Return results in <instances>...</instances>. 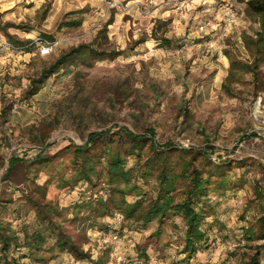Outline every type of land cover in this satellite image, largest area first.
Here are the masks:
<instances>
[{"label":"rangeland","instance_id":"obj_1","mask_svg":"<svg viewBox=\"0 0 264 264\" xmlns=\"http://www.w3.org/2000/svg\"><path fill=\"white\" fill-rule=\"evenodd\" d=\"M247 3L0 0V264H264V22ZM147 129L177 150L152 176L133 172L124 202H142L129 218L114 210L123 186L107 181L106 162L86 182L68 149L90 133ZM154 153L145 145L126 169L147 171ZM13 158L22 163L6 175ZM162 167L178 179L174 205L186 169L210 176L190 258L182 216L143 219Z\"/></svg>","mask_w":264,"mask_h":264},{"label":"trees","instance_id":"obj_2","mask_svg":"<svg viewBox=\"0 0 264 264\" xmlns=\"http://www.w3.org/2000/svg\"><path fill=\"white\" fill-rule=\"evenodd\" d=\"M247 5L252 15L260 18L262 22H264V0H250ZM68 25L69 27H75L79 26L80 22H70ZM257 39L258 43H264V34H258ZM80 50L81 49L78 48L61 57L51 67V70L54 71L55 69H58L63 63L72 57L73 54L79 53ZM112 136L117 137L118 140L116 144H113L110 140ZM154 137L155 134L152 129H147L143 134H133L127 130H119L114 134H110L109 131L90 133L83 145L71 144L68 150L72 151V155L75 159L74 161H78L77 163L74 162V165L77 167L75 170L77 177L86 182H91V178L99 176V171L96 169V164L100 163L99 158H102L106 162L104 172L107 181L116 186H123L121 189L117 190L118 194L122 196V203L116 204L113 202L114 210L119 211L121 214L124 213L130 218L134 216L142 202L138 200L133 205H127L124 202L127 191L129 190V183L131 182L133 172L139 174V178L142 180L145 179L146 176H152L151 171L155 168L154 166L158 161L161 160L162 163L165 164V157H163L164 154L177 150V148L170 143L162 145L157 144L154 141ZM145 145H148L149 149L152 152H155V156H153L154 158L149 160L150 164L148 163L149 166L145 168L147 171H138L136 168L126 169L129 157L136 156L139 158L141 155L140 152ZM121 149H123V152ZM182 153L189 154L191 152L183 150ZM36 159L37 162L44 161L42 156H37ZM20 163H22V160L13 158L9 163L6 175L11 172L12 168ZM220 167L223 166H214V172L216 174L219 172ZM159 171L160 174L156 177L161 191L158 196L159 202H156L151 207V210L147 212L143 219L148 222L155 219H161L171 210H174V213H178L182 216L186 223L184 251L187 252V257L190 258L197 253L198 249H200V244L205 238L204 232L200 229V225L204 218L203 206L201 207V203L207 196V187L208 184L211 183L210 176L203 178L201 171L194 169L190 172L186 169L185 172L182 173V177H185L188 180L186 198L174 205V196L171 193L173 192L178 179L169 175L164 167L160 168ZM221 183H225V181H221ZM100 203L102 205L104 204L102 201ZM108 212L109 209H107L106 213ZM1 243L3 244V250L7 251L9 246L8 240L2 239ZM58 246L62 251L74 250L69 243L64 241L58 243Z\"/></svg>","mask_w":264,"mask_h":264},{"label":"built area","instance_id":"obj_3","mask_svg":"<svg viewBox=\"0 0 264 264\" xmlns=\"http://www.w3.org/2000/svg\"><path fill=\"white\" fill-rule=\"evenodd\" d=\"M244 2H248L250 0H243ZM227 8V11H228V15H229V18L230 20H232L234 17H235V11L233 10V8L230 6V7H226ZM53 50V45L48 43V42H45L41 48V54L43 56H48L51 51Z\"/></svg>","mask_w":264,"mask_h":264}]
</instances>
